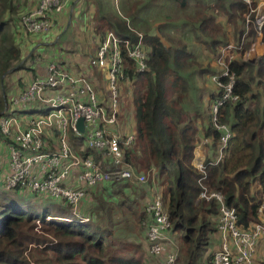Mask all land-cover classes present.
I'll return each mask as SVG.
<instances>
[{
  "label": "trees",
  "instance_id": "obj_1",
  "mask_svg": "<svg viewBox=\"0 0 264 264\" xmlns=\"http://www.w3.org/2000/svg\"><path fill=\"white\" fill-rule=\"evenodd\" d=\"M93 1L95 10L96 7L98 10L95 17L99 36L93 51L87 57L84 55L87 68H91L92 73L85 72L74 77L86 79L101 100L94 67L99 44L109 31L135 44L139 32L130 28L116 12L110 13L107 9L110 3ZM169 1L181 10H190L192 14L182 15L176 21V28H181L179 23L188 25V34H192L195 41L215 59L219 50L231 42L227 41V31L232 29L233 42H238L244 35L249 8L242 0ZM136 3L131 8L130 0H121V5L127 8L125 15L131 19L133 27L140 24V15L149 6L158 8L162 0ZM2 16L1 10L0 35L8 23L2 20ZM251 20H254V15ZM56 25L57 22L52 31ZM141 35L147 54V69L137 72L135 63L123 52L124 77L118 81V121L120 125L129 121L134 125V141L124 150V161L136 173L148 176L144 188L146 193L156 183V190L162 196L172 225L171 234L180 233L182 247L178 250L177 264H212L213 253L207 255V251L217 232V205L213 201L198 200L201 185L220 193L225 204L236 210L237 226L241 230L249 231L253 224L260 223L259 210L264 204V54L256 62L244 61L239 57L229 63V71L236 78L234 94L238 96V101L227 103L220 109L218 124L226 125L232 135L219 164L213 163L215 154L206 158L203 176L192 165L199 130L203 129L204 138L212 140L211 152L216 149V153L222 134L211 121L210 101L206 105L203 100L205 90L212 101L221 94L220 89L217 88L218 92L214 93L204 83L206 79L219 75L217 66L216 69L210 65L203 68L196 60L197 52H189L185 42H175L176 46L167 45L157 31L150 33L145 30ZM249 37L253 40L256 37L253 23L249 24ZM253 40L246 42L239 56ZM260 40L264 44V24ZM13 43L6 42L5 36L0 39V115L5 105H9L36 76L41 75L35 72L33 78L30 76L36 67L40 68L47 61L66 68L57 56L44 58L47 44H37L36 53H31V57L25 60L21 59V52ZM38 58L43 60L38 61ZM17 72H25L26 83L16 94L7 97L4 79ZM125 84L129 85L126 94H130L131 99L127 98L126 108L122 109V86ZM37 107L35 105L22 116H44L48 112ZM128 108L129 112L126 111ZM57 134L54 131V136L57 137ZM74 139L81 147L78 155L82 158L90 156L104 169L101 156L82 148L81 141ZM5 143L0 135V163L6 165L7 169ZM109 162L106 161V165ZM4 171L0 166V264H144L141 262L142 245L128 241L124 234L126 226H121L125 220L124 213L117 211L122 204L119 206L115 201H110L108 194L112 190L110 194L117 195L115 190L128 186L132 181L107 182L95 187V193L90 192L95 188L86 190L85 193L92 196L97 206L91 207L92 210L87 212L89 215L83 217V210H78V214L72 216L71 207L63 202L45 200L18 188L6 189L1 178ZM122 189L127 190L126 187ZM130 201L136 204L134 199ZM130 207V221L133 220L146 241L144 226L140 225L147 215L144 210ZM262 211L264 218V207ZM172 240L176 242L174 238Z\"/></svg>",
  "mask_w": 264,
  "mask_h": 264
},
{
  "label": "built area",
  "instance_id": "obj_2",
  "mask_svg": "<svg viewBox=\"0 0 264 264\" xmlns=\"http://www.w3.org/2000/svg\"><path fill=\"white\" fill-rule=\"evenodd\" d=\"M242 1L249 8L244 35L238 42L231 41L219 50L215 59L219 75L211 78L221 90L220 96L210 108L214 128L222 133L213 160L215 165L223 160L224 150L232 135L226 125L218 124L219 111L225 104L238 101V96L234 94L236 78L230 73L228 65L237 59L239 51L251 40L249 24L255 25L257 38H261L264 24L261 1ZM72 2L73 0H39L32 11L21 16L18 27L28 35L41 37L39 45H48V36L57 18L68 10ZM136 35L137 42L131 44L127 39L106 32L96 50L94 67L104 75L107 99L102 97L99 100L86 79L72 76L64 66L56 62H47L43 74L36 76L23 92L15 96L9 105H5L0 115V135L6 141L8 156L7 172L3 176L6 189L18 188L33 195L63 202L71 207V215L76 216L78 205L90 188L107 182L137 180L144 183V176L136 173L124 161V150L132 145L134 137L121 136L118 128V81L124 77L123 52L135 63L137 72L147 69L142 35ZM255 49V41H251L250 47L239 57L247 61L246 58H250ZM35 105L48 110L46 115L24 118L23 113ZM79 119L83 120L82 133L76 128ZM45 131L58 132L54 150L47 146ZM69 132L81 141L82 148L95 151L101 156L104 169L90 156L82 158L73 152ZM206 142L207 139H204L203 144L206 145ZM108 160L110 164L106 165ZM205 160L195 156L192 163L195 170L203 176ZM198 200L213 201L217 205L216 233L220 244L213 252L212 264H264V258L261 261L256 259L258 242L264 241V220L253 224L249 231H244L237 226L236 210L225 204L220 193L201 185ZM263 207L264 204L259 210L260 215ZM145 214L147 218L142 226L149 254L161 259L163 264H177L179 247L172 240V225L160 192L153 193L145 207Z\"/></svg>",
  "mask_w": 264,
  "mask_h": 264
},
{
  "label": "rangeland",
  "instance_id": "obj_3",
  "mask_svg": "<svg viewBox=\"0 0 264 264\" xmlns=\"http://www.w3.org/2000/svg\"><path fill=\"white\" fill-rule=\"evenodd\" d=\"M39 0H0V11H3V16H2V20H4V22H8L4 25V29L2 32V35H0V39L5 36L6 38V42H14L13 44L16 45V48L21 52V59H25L31 57V53L34 54L36 53L35 48H33L35 46V44L38 42V44L41 42V37L39 36H33L34 38L30 37V35H28L27 33L23 32L19 27H18V23H19V19L21 18V16H23L24 14L28 13L30 11V9L37 3ZM79 1V0H78ZM76 0H73L70 9L72 8V10L74 9V7H78L81 6L82 9L81 11V17L80 20L77 25H81V32H83L81 34V32H77V30L74 31L73 26L69 27V31H74V32H68L69 34H63V23L58 26V32L56 33V35H54V37L51 38L50 41L48 42H52V45L50 43H48V45L50 44V46L47 45V47H56L58 52H54L51 54V50H49L50 53H47V55L49 56V54L57 56L58 58H61V61H72V64L76 65L78 62L74 61H80L78 58L73 59L75 57H81V55L79 56L80 52V48H83L81 51L85 52V56L87 57L88 54L91 52V49L95 47V45L97 44V38L99 36V34L96 32V17H95V13L98 11L97 7L95 10V5L92 3H88L84 0H81L78 5ZM107 1V9L110 10L112 13L116 12L117 16L124 19L126 21V23L129 25L130 28L134 29L135 31L139 32L140 34H143V32L146 30L147 32H158L160 33V36L162 38V40L167 44V45H173L176 46L175 42L178 41H182L185 42L187 49L189 52H197L196 53V60L198 62V64H200L201 66H203V68L207 67L209 65L210 62L213 61V64L215 63V57L213 58L212 56H210V54H208V52H206L203 49V46L201 44H199L198 42L195 41L194 37L192 36V34H188V32L190 31L187 26H182L180 23L178 24L179 28H176V21L182 16H187V15H192L190 12V10H181L178 8V6L176 4H172L170 3L169 0H162V5L159 6L158 8H156V6H147V10L144 11L141 15H140V24H135V26L137 27H133L132 25V21L131 19H129L127 17V15H125V11L127 10L126 6L121 5V0H105ZM128 1V0H127ZM136 2H142V0H130V4H131V8L134 4H137ZM264 2V0H263ZM76 5V6H75ZM264 6V3L263 5ZM100 8H102V6H99ZM124 8V9H123ZM32 10V9H31ZM128 18V19H127ZM163 22V23H162ZM187 22V21H186ZM160 24V25H158ZM157 25L159 26V31L157 29ZM68 27H66L65 29L67 30ZM111 32V31H109ZM36 38V39H35ZM39 38V40H38ZM257 38V37H255ZM254 38V40H255ZM251 40H253V38H250ZM253 40V41H254ZM35 41V43H33ZM227 41H235L234 40V36L232 35V29L227 31ZM88 43V44H87ZM87 44V45H85ZM37 47V45L35 46ZM33 48V49H32ZM62 48V49H61ZM259 54L257 53V49H255V53L251 55L250 58H246L247 61L251 60L250 62H256L257 61V56ZM238 56H236V58H238ZM44 58H46V53L44 52ZM82 58H84V56H82ZM40 59V58H38ZM40 60H43L42 58ZM82 64V62L80 63ZM87 61L85 62V68H86V72L92 73L91 72V68H87ZM216 65V64H214ZM63 66V65H61ZM66 66V65H65ZM194 68H197L196 65H194ZM216 69V67H214ZM40 68L36 67L35 71L30 75L32 78L35 76V72L37 73L38 70ZM96 69V82L98 85V92L100 94H102V97L107 99V90H106V86H105V82H104V75L103 73ZM218 70V68H217ZM26 77L25 72H17V73H12L10 75H7L4 79V86H5V93L7 95V97L11 94H16L21 87L23 86V84L26 83V80H24V78ZM212 78V77H211ZM211 78L206 79V81H204L205 83V87L208 88L210 91H213L214 93H217V87L216 85L212 82ZM30 78H28L29 81ZM203 81V80H201ZM128 87L129 89V85L125 84L122 86V97H121V104H122V109L126 108V100L127 98L131 99V95L130 94H126V88ZM209 93L208 91H204V102L207 105L208 100L210 101V106L212 105L213 101L210 100L209 98ZM126 111L129 112V108L126 109ZM72 138V134H69V140ZM201 141V140H200ZM204 140H202L201 144L198 142L197 146H196V156L197 152L199 151V149H201L204 145L203 144ZM209 143V140L207 139L206 144ZM200 147V148H198ZM8 156L6 155V158ZM3 163H0V166L2 168H4L5 170V166L3 165ZM139 175L144 176V183H140L139 181H135L133 180L132 182L129 183L128 186H123V187H119L117 190H115L117 193V195L113 196V198L115 199V202L122 208H120L117 213H124V217L125 220H123L121 226H126L125 230H124V234L126 236V238L128 239V241L130 242H134V243H139L140 245H142V255H141V262H143L144 264H163V261L159 258H155L153 256H151L148 252L147 249V242L145 241V239L142 238V234H140V229L135 226L133 220L130 221V219H132L131 216V212L130 209L128 208L129 206H131L130 208H132L133 210H144L145 211V207L146 205L149 203V201L151 200L153 193L157 192L156 190V183L154 185H152L151 189H147V193L146 191H144V188H146L145 186H147V181H148V176L142 173H138ZM3 178V177H1ZM153 181V180H152ZM122 189V188H125ZM135 200L136 204H132V202L129 200ZM45 200H50L48 198H45ZM129 200V201H128ZM51 201V200H50ZM123 202V203H121ZM88 206H90V204H88ZM93 206H97V202L93 201ZM92 205L85 211V214L87 212H89V209L91 207H93ZM40 207V205L38 206ZM114 213H116V210H114ZM67 216V214H66ZM217 221V219H215ZM260 220H264L263 218V211L261 212L260 215ZM141 227L142 224L140 225ZM180 233L179 236L176 235V237H174L175 239V244L178 245L179 250L182 247V243L180 241ZM209 248V247H208ZM219 248V246H218ZM174 249V248H173ZM217 247H215L216 251ZM212 253V248L207 252L208 254ZM179 254V251H178ZM263 259L260 258L259 261H261ZM30 260V258H29ZM31 261V260H30Z\"/></svg>",
  "mask_w": 264,
  "mask_h": 264
},
{
  "label": "crops",
  "instance_id": "obj_4",
  "mask_svg": "<svg viewBox=\"0 0 264 264\" xmlns=\"http://www.w3.org/2000/svg\"><path fill=\"white\" fill-rule=\"evenodd\" d=\"M76 1H78V0H76ZM81 0H79L78 2H77V5H78V3L80 2ZM261 1V3L263 4L264 2H263V0H260ZM86 2H88V3H92L93 4V0H89V1H86ZM105 2H107V1H105V0H103V3H105ZM142 2H144V0H142ZM76 6V5H75ZM36 7V4L31 8L32 10L34 9ZM30 9V11H32ZM82 9V7L81 6H76V7H74V9L72 10V8L70 9V7H68V10H66L64 13H62L60 16H59V18L57 19V25H56V27H55V29L49 34V36H48V40L50 41L51 40V38L52 37H54V35H56V33L58 32V26H60L62 23H63V31H62V33L64 34H69L68 32H74L75 30H77V32H81V25H77V23L79 22V21H81L80 20V17H81V10ZM29 11V12H30ZM70 26H73V28H74V31H69V27ZM66 27H68L67 28V30L65 29ZM225 29V28H224ZM83 32H81V34H82ZM30 37H32V38H34L33 36H31L30 35ZM36 39V38H35ZM38 40H39V38H38ZM255 44H256V49H257V53L259 54L257 57V60L264 54V44L261 42V40H260V38H255ZM39 42V41H38ZM38 42L36 43V45L38 44ZM33 43H35V41L33 42ZM51 45H52V42L50 43ZM50 44L48 45V46H50ZM88 44V43H87ZM87 44H85V45H87ZM200 44V43H199ZM35 45V46H36ZM35 46L33 47V48H35ZM203 46V45H202ZM32 48V49H33ZM47 49L45 50L46 51V57H48V55H47V53H50L49 52V50H51V54L52 53H54V52H57V48L56 47H46ZM84 48V47H83ZM83 48H80V52L81 53H79V56L81 55H85V52H82L81 50L83 49ZM62 49V48H61ZM203 49L206 51V52H208L204 47H203ZM91 51H93V48L91 49ZM91 53V52H90ZM51 54H49V56H51ZM209 54V53H208ZM51 58V57H50ZM76 58H78L80 61H74V63L75 62H78L76 65H74V64H72V61L70 60V61H63L62 60V62H64L65 63V65H66V68H67V71L72 75V76H80L81 74L83 75V73H85L86 72V68H85V62L87 61V59H85V58H82V57H75V58H73V59H76ZM252 60V59H251ZM251 60H249V62L251 61ZM47 61H45V63H46ZM82 62V64H80ZM45 63L44 64H42L41 66H40V69L38 70V72H37V74H43V71H44V65H45ZM215 64V63H214ZM213 64V61L212 62H210L209 63V65L211 66V67H215V65ZM87 74L89 73V72H86ZM90 77V76H89ZM101 98H102V95L100 94L99 95ZM25 119H22V121H24ZM118 128H119V132H120V134H121V136H128V135H132L133 136V130H134V125H133V122L132 121H129V122H127V123H125L124 125L123 124H121L120 125V122L118 121ZM200 128V127H199ZM203 129H200L199 130V133H198V137H199V143L201 144V141L202 140H204V139H208L209 140V143H207L206 145H201V146H203L201 149H199V151L197 152V157L199 158V159H206L207 157H211L213 154H215L216 155V152H215V150L214 151H212L211 152V148H212V140L211 139H209V138H204L203 137V131H202ZM45 138H46V142H47V146L50 148V149H52V150H54L55 149V147L57 146V139H56V136H54V132H50V131H45ZM201 140V141H200ZM69 142H70V145H71V148H72V150H73V152L75 153V154H79V152L80 151H78V149L79 150H81V147H79V145H77L75 142V139H74V137H73V135H72V138L69 140ZM198 142H197V144H198ZM197 144H196V146H197ZM196 146H195V150H194V156H196ZM198 148H200V147H198ZM2 151H1V149H0V153H1ZM5 167H6V165H5ZM6 172H7V169H5V171H4V174H6ZM107 188H110V187H107ZM113 188V187H112ZM95 191H96V188L95 189H93V190H90V192L91 193H95ZM112 191V190H111ZM111 191H109L108 192V194L111 196L110 197V201H115V199L113 198V196H112V194H110V192ZM158 192V191H157ZM108 195V196H109ZM103 196V195H102ZM105 197L107 196V195H104ZM88 204H90V206L93 204V199H92V196L91 195H89V194H85V196H84V198L82 199V201L79 203V205H78V210H83L82 212H83V215H81V216H83V217H87V215H89L88 213H86L85 214V211L90 207V206H88ZM93 206V205H92ZM92 210V208H90L89 209V211H91ZM79 212V211H78ZM172 235V238H174V237H176V235H178L179 236V233H172L171 234ZM219 244H220V241H219V236L217 235V233L213 236V238L211 239V243H210V246H209V248H208V251L212 248V253L214 252L213 250H215V247H217V249H218V246H219ZM216 249V250H217ZM207 251V252H208ZM264 258V241L263 240H259V242H258V245H257V250H256V259H257V261H259V259L260 258Z\"/></svg>",
  "mask_w": 264,
  "mask_h": 264
},
{
  "label": "water",
  "instance_id": "obj_5",
  "mask_svg": "<svg viewBox=\"0 0 264 264\" xmlns=\"http://www.w3.org/2000/svg\"><path fill=\"white\" fill-rule=\"evenodd\" d=\"M76 128L78 130V132L82 133L83 132V120L79 119L76 123Z\"/></svg>",
  "mask_w": 264,
  "mask_h": 264
}]
</instances>
